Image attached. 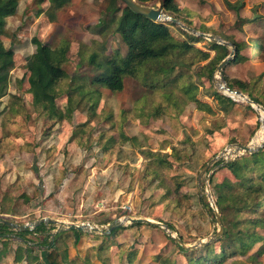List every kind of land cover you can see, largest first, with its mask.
Masks as SVG:
<instances>
[{"label":"rangeland","instance_id":"1","mask_svg":"<svg viewBox=\"0 0 264 264\" xmlns=\"http://www.w3.org/2000/svg\"><path fill=\"white\" fill-rule=\"evenodd\" d=\"M225 1L240 3L241 8L232 10ZM174 3L179 10L176 15L186 28L239 45L238 55L243 60L224 67L225 85L240 92L238 84H244L246 93H240L245 98L250 93L264 102V0ZM118 6L124 4L120 1ZM146 6L161 8V0L147 2ZM106 7L105 0H70L51 17L46 0L40 4L38 0H19L14 16L6 19L0 39L13 50L14 66L8 93L0 99V209L10 214L0 215V220L22 225L50 218L105 228L125 217L146 218L170 225L174 236L181 237L186 245H194L218 231L216 219L198 202V197L204 198L209 207L212 204L216 208L209 179L213 183L224 178L235 181L221 167L224 157L201 177L199 173L223 150L233 149L235 144L250 145L264 112L243 99L234 98V105L218 103L213 94L224 95L216 84L217 67L209 77L210 61L215 55L210 43L215 42L174 23L168 28L170 34L177 40L201 39L192 45L208 53V60L195 62L186 73L183 65L169 77L159 75L146 83L141 77H125L120 92L91 86L89 80L101 72L95 62L113 52L120 56L126 53L113 27L105 28L104 23L110 19ZM38 10L42 11L39 15ZM242 20L247 23H239ZM34 38L51 48L67 46L63 70L69 78L59 84L60 96L55 102L64 113L69 112L71 102L74 110L70 120L50 125L31 103L25 63L35 51ZM177 56L168 54L157 66L167 69L179 59L182 62L184 56ZM150 69L157 68L152 65ZM151 84L153 87L146 86ZM79 85H83L85 95L74 92L68 98L67 92ZM187 85H191L189 93L207 110L199 111L189 101L185 95ZM199 185L209 191L213 203L200 193ZM260 216L264 219V208ZM228 218L233 219L232 215ZM239 222L238 228L244 229L245 220ZM45 226L44 233L25 235L27 244L0 238V251L4 249L0 264H48L49 260L83 264L84 259L89 264H157L156 256L187 264L186 255L159 227H132L127 223L108 241L101 234L83 231L76 238L72 231H63L57 234L54 245L48 246L42 244L43 237L57 226ZM253 230L264 237L262 227ZM4 241L8 242L6 248ZM107 244L110 247L96 257V249ZM209 244L216 256L219 242ZM261 245L264 249V240L254 241L243 255L228 256L222 264H264V252L260 257L253 255ZM128 254L131 263H127ZM199 254L191 253L189 257ZM17 256H22L21 261H15Z\"/></svg>","mask_w":264,"mask_h":264},{"label":"trees","instance_id":"2","mask_svg":"<svg viewBox=\"0 0 264 264\" xmlns=\"http://www.w3.org/2000/svg\"><path fill=\"white\" fill-rule=\"evenodd\" d=\"M45 0H38V4L43 3ZM48 3L49 16H53L54 12L62 9L70 0H46ZM137 3L146 6L147 2H154L156 0H135ZM19 0H0V36L3 33L6 26V19L14 16L18 7ZM107 3L105 13L110 16L109 21L105 22V28L113 27V33L118 34L121 41L126 47V53L124 56H120L117 52H113L110 56L106 57L103 61L95 62V57H91V61H94L96 69H101L95 77L89 80L91 86L97 85L103 87L111 92H120L123 89V80L125 77H132L144 80L143 83L149 82L152 77L162 78L169 77L175 71L177 67L182 68L184 65L187 71L193 67L195 62H203L209 59V55L206 52L195 49L192 43H197L201 39L195 37H188V41L177 40L169 32V26H174L171 22L161 21L154 22L141 15L135 14L129 8L123 6L120 8L118 3L120 0H105ZM237 3V2H236ZM228 8L232 10H239L241 4H230L225 1ZM238 5V6H234ZM161 9L163 12L174 20L183 24V20L180 19L176 13H178V7L175 5L174 0H161ZM41 10H38L37 15L41 14ZM239 21V23H242ZM247 23L246 21L243 24ZM32 43L35 45V51L31 54L25 63V71L27 74L28 92L32 97V105L39 111V114L44 117L45 121L52 123H59L62 120L71 118L74 107L71 102L68 101L69 112L64 113L56 106V99L60 96L59 84L68 79L69 76L63 70V64L65 62V55L67 52V46L63 45L57 48H51L47 44H43L35 38L32 39ZM235 54L231 60L226 64L230 66L243 60L238 55L239 45L234 44ZM210 50L215 52L213 59L210 61L211 69L209 70V77L211 73L218 66V64L228 55L229 51L227 47L210 43ZM171 53H178L179 58H182V62L179 59L176 62L169 64L167 69H164L161 65L157 66V62L164 63V57ZM13 50L6 48L0 39V99L5 97L8 93V80L10 71L13 69ZM177 56V58H178ZM176 58V60H177ZM174 60V61H176ZM170 63V62H169ZM152 65L156 66V70H151ZM149 68H148V67ZM225 66V67H226ZM145 68L144 74L142 71ZM224 71V70H223ZM183 74L182 72H179ZM226 80V77L223 73ZM73 77L70 79L72 80ZM162 80V79H161ZM21 83V81H18ZM160 82V81H159ZM228 88H232L228 83ZM147 87H153L146 85ZM164 86V85H162ZM161 86V87H162ZM190 86L185 87V95L189 96V101L196 105V109L199 111H205L208 107L205 104L200 103L195 99L194 95L190 92ZM238 89L241 93H246V86L244 84H238ZM74 90V91H73ZM73 90H69L67 97L70 98L72 93L77 92L80 96H84L86 91H83V85L74 86ZM218 103L234 105L235 103L220 94H213ZM248 99L258 103L264 108V102L258 99L252 94H248ZM225 102V103H224ZM250 109L251 107L248 106ZM133 141L135 138H131ZM157 157V156H156ZM162 159V158H161ZM221 164L217 163L216 165ZM227 170L232 179L224 178L220 183H213L210 180L212 186V195L214 198V204L217 208L219 216L222 220L224 233L219 240V253L212 255L211 246L207 244L201 249L184 250L176 242L172 241L180 252L186 255L187 264H222L226 257H236L243 255L248 249L251 248L254 241L264 240L259 233L253 229L257 226L264 229V219L260 216L261 208H264V145L257 152L251 154H245L236 157L224 163L221 166ZM199 205L202 210L206 211L209 215H214L208 203L204 201V198L198 197ZM9 211L0 209V215H9ZM232 215L233 219L228 218ZM248 218H244V217ZM244 219L245 228L239 229V220ZM143 224L134 223L132 227H140ZM172 230V227L168 225ZM124 227H119L113 230L109 235L102 236L105 241L118 233L119 230ZM47 231L45 224H40L32 231H17L14 234L11 228L7 225L0 224V238L6 240L20 241V244H27L28 242L23 238L25 235L31 233H44ZM72 234L78 238L82 232L73 230ZM10 235H13L10 237ZM59 235L51 238V234L43 237L42 244L47 243L48 246L54 245L56 238ZM51 238V239H50ZM181 240L182 238L179 237ZM48 239V241H47ZM4 241L6 248L7 243ZM183 241V240H182ZM43 246V245H42ZM110 244L100 245L96 251L97 256H100V252L104 249H108ZM20 250V249H19ZM202 251L203 255L198 251ZM197 252L200 256L189 257V254ZM264 252V249L258 247L253 255L260 257ZM4 254V249L0 251ZM28 256V254H27ZM3 256L0 254V258ZM22 256L16 257V262H19ZM49 254L46 255L48 259ZM26 258V257H25ZM127 263H131L132 256L128 254ZM157 264H176L169 262V260H160L159 256L154 257ZM21 261V260H20ZM48 264H57L55 261H47ZM83 264H89L84 259ZM231 264H243L239 262H231Z\"/></svg>","mask_w":264,"mask_h":264},{"label":"water","instance_id":"3","mask_svg":"<svg viewBox=\"0 0 264 264\" xmlns=\"http://www.w3.org/2000/svg\"><path fill=\"white\" fill-rule=\"evenodd\" d=\"M125 7L129 8L132 12H134L135 14L141 15L145 18H148L151 21L154 22H161V21H166V22H172L174 24L179 25L180 28L182 29H186L188 31H190L192 34L200 36L202 38H206L208 40H211L215 43H220L222 45H224L225 47H230V53L229 55L224 58L217 66V74H219V78L216 81L217 87L219 90H222V87L225 88L228 92H232L236 95H239L243 98V100H245L247 103H251L252 105H255L257 109H262V111L264 112V108L260 107V105L258 103H255L253 101H251L250 99L245 98L240 92L238 91H231L228 88H226L225 82L223 80V76H222V71L224 69V67L226 66V64L229 62V60H231L234 56V52H235V48L234 46L223 40L220 39L216 36L213 35H205V34H198V32L191 30L189 28H186L185 26H183L181 23H179L177 20L172 19L171 17H169L168 15H166L163 10L157 6L155 8L152 7H148V6H143L139 3H137L135 0H120ZM224 96H226L227 98L234 100V97H231L225 93H223ZM261 121V125H263V131H262V142L260 143V145L258 146H252L247 145H241V144H235L233 149H225L223 150L220 154H218L217 156H215L213 158V160L209 161L207 164L204 165V167L202 168L201 172L199 173L198 177H201L202 174L205 173V170L211 166L214 162L220 160V158L224 157V163L233 160L234 158L238 157L239 155L246 153V154H251L254 152H257L259 149H261L264 145V121H262V119H260ZM231 151V153H230ZM233 158V159H231ZM199 190L201 194H205L208 201L210 203L212 202V197L209 193V191L206 189V191H204L202 189V187L199 185ZM211 210L213 212L214 218L216 219V224L218 226V231L215 232V235H212L210 237L205 238L204 240H199L196 244L194 245H186L180 238H178L177 236H174L171 229L162 223L156 222V221H152V220H148L146 218H130V217H125L123 219H119V220H114V222L112 224L107 225L105 228L101 227V228H97L94 226H91L89 224H74V223H65V222H59L57 220L54 219H50V218H41L39 220H35L33 222H28L27 224H16V223H11V222H7L4 220H0V224H4L7 225L11 228L12 231H32L35 227H37L40 224H52L57 226V228L55 229V231L53 233H51V237L54 235H57L58 233H61L63 231H79V232H90L93 234H101L104 236L109 235L113 230L122 227L123 225L129 223V224H134V223H141V224H145L148 226H152V227H159L161 228L166 235L168 236V238H170L172 241L176 242L180 247H182L184 250H193L196 249L198 247H204L209 243H214L215 240H218L222 237L223 233H224V227H223V223L222 220L219 216V214L217 213L216 208L213 209V205H210ZM215 207V205H214ZM13 236V235H10Z\"/></svg>","mask_w":264,"mask_h":264},{"label":"bare ground","instance_id":"4","mask_svg":"<svg viewBox=\"0 0 264 264\" xmlns=\"http://www.w3.org/2000/svg\"><path fill=\"white\" fill-rule=\"evenodd\" d=\"M227 88V87H226ZM229 89V88H228ZM230 90V89H229ZM223 93L231 96V97H234L238 100H242L243 98L239 95H236L232 92H228L225 88L222 87V90H221ZM262 113V112H261ZM262 121H264V115L261 117ZM262 131H263V125L260 126V129L258 130V132L255 134V136L252 138L251 142H252V146H258L260 145V143L262 142L261 138H262ZM231 153V151H230Z\"/></svg>","mask_w":264,"mask_h":264},{"label":"crops","instance_id":"5","mask_svg":"<svg viewBox=\"0 0 264 264\" xmlns=\"http://www.w3.org/2000/svg\"><path fill=\"white\" fill-rule=\"evenodd\" d=\"M224 40H225V39H224ZM225 41H226V40H225ZM229 43H231V42H229ZM217 44H220V43H217ZM231 44L234 46V43H231ZM221 45H222V44H221ZM223 46H224V45H223ZM234 48H235V46H234ZM227 49H228V51H229V53H230V50H229L228 47H227ZM235 51H236V49H235ZM229 53H228V55H229ZM234 54H235V52H234ZM228 55H227V56H228ZM227 56H226V57H227ZM226 57H225V58H226ZM54 220H55V219H54Z\"/></svg>","mask_w":264,"mask_h":264}]
</instances>
